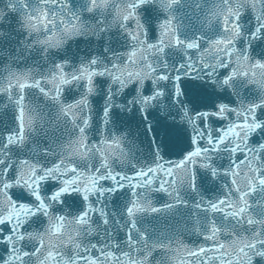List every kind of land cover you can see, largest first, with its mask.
Here are the masks:
<instances>
[{"label": "snow or ice", "instance_id": "obj_1", "mask_svg": "<svg viewBox=\"0 0 264 264\" xmlns=\"http://www.w3.org/2000/svg\"><path fill=\"white\" fill-rule=\"evenodd\" d=\"M180 3L0 0L43 62L0 65V264H264V0H214L190 37ZM205 176L219 193L185 235L138 226L187 209Z\"/></svg>", "mask_w": 264, "mask_h": 264}, {"label": "water", "instance_id": "obj_2", "mask_svg": "<svg viewBox=\"0 0 264 264\" xmlns=\"http://www.w3.org/2000/svg\"><path fill=\"white\" fill-rule=\"evenodd\" d=\"M214 0H181L180 5H178L174 14L176 17V23L180 26L182 36H193L195 34L201 33L204 29L205 16L208 13V9L212 6ZM0 65L6 63H11L14 67H27L31 66H41L42 60L39 55L38 50L27 49L22 43L24 41V33L18 30L15 21L11 24H0ZM205 36L209 33L204 32ZM124 41L121 40L118 34H113V44L112 47L116 50H122V45ZM99 51V50H98ZM89 48H85L82 54H88ZM77 54H80L79 47L77 48ZM101 94L94 98L93 105L96 109V121L99 123V117L102 115V105L104 103ZM227 93L222 98H226ZM2 102V100H0ZM11 112L0 113V127L7 122L8 117ZM117 117L119 118V123L121 128H129L130 131L135 133V122L134 117L130 116L127 112L117 111ZM144 140V144L140 145L145 148L146 152V137H141ZM132 148V145H128ZM135 151V149H133ZM137 158H141L142 154L136 152ZM175 158V157H173ZM219 193V182H212L211 178L205 176L199 186V194L193 193L189 190H184L182 192V198L189 203L187 209H180L176 212L170 214H161L157 216L146 215L139 219V227L146 231L148 235L152 238H159L167 242L169 239H174L177 236L185 235L186 227L190 228L195 224L198 218L195 213L196 210L191 207V204L199 200L200 197L204 199H213ZM130 194H118L113 197L111 202V207L109 211H115L117 216L114 220H120L122 223L125 222L123 207L127 203ZM164 198L161 196L154 197V200L159 206V202ZM193 242L199 243L197 238H191Z\"/></svg>", "mask_w": 264, "mask_h": 264}]
</instances>
